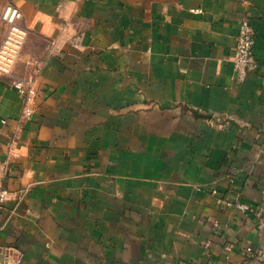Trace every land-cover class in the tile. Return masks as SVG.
<instances>
[{"label":"crops","instance_id":"1","mask_svg":"<svg viewBox=\"0 0 264 264\" xmlns=\"http://www.w3.org/2000/svg\"><path fill=\"white\" fill-rule=\"evenodd\" d=\"M8 2L41 93L19 122L0 79V179L24 192L0 242L22 264H264L242 251L264 243V0ZM243 19L258 70L237 82Z\"/></svg>","mask_w":264,"mask_h":264},{"label":"built area","instance_id":"2","mask_svg":"<svg viewBox=\"0 0 264 264\" xmlns=\"http://www.w3.org/2000/svg\"><path fill=\"white\" fill-rule=\"evenodd\" d=\"M0 32L3 33L0 43V79L15 89L22 98L19 122L32 120L38 110L41 84L38 76L29 79L18 73L25 66L23 52L30 30L23 23V12L17 4L8 2L3 8L0 14ZM255 41L256 30L253 24L248 19H243L232 56L234 79L237 82H244L250 73L258 70ZM23 193L22 189H12L0 179V215L11 200L19 202ZM234 197L237 195H226L219 201L224 206H230ZM237 207L247 208L243 203H237ZM2 228L0 224V232ZM242 248L247 259L264 263V243L259 246L246 244ZM22 258L23 252L16 245L0 242V264H22Z\"/></svg>","mask_w":264,"mask_h":264}]
</instances>
